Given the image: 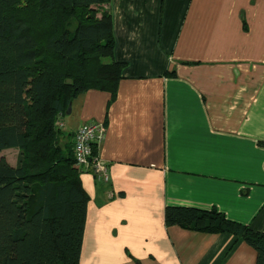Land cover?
Wrapping results in <instances>:
<instances>
[{
	"label": "crops",
	"instance_id": "crops-1",
	"mask_svg": "<svg viewBox=\"0 0 264 264\" xmlns=\"http://www.w3.org/2000/svg\"><path fill=\"white\" fill-rule=\"evenodd\" d=\"M102 8L123 78L115 95L90 89L63 116L73 133L107 125L98 153L110 179L80 174L89 201L79 264H256L244 239L167 225L165 209H215L264 233V0ZM18 152L0 155L16 165Z\"/></svg>",
	"mask_w": 264,
	"mask_h": 264
},
{
	"label": "trees",
	"instance_id": "trees-1",
	"mask_svg": "<svg viewBox=\"0 0 264 264\" xmlns=\"http://www.w3.org/2000/svg\"><path fill=\"white\" fill-rule=\"evenodd\" d=\"M107 1L0 0V152L19 151L16 165L0 155V264H79L89 195L57 121L81 93H117ZM165 221L231 233L264 264V233L218 210L167 206Z\"/></svg>",
	"mask_w": 264,
	"mask_h": 264
},
{
	"label": "built area",
	"instance_id": "built-area-1",
	"mask_svg": "<svg viewBox=\"0 0 264 264\" xmlns=\"http://www.w3.org/2000/svg\"><path fill=\"white\" fill-rule=\"evenodd\" d=\"M63 116L57 125L64 127ZM107 133V125L103 121L86 122L81 124L74 135L75 165L81 170H89L101 180L110 179L109 164L101 159L98 150ZM96 150V152H95Z\"/></svg>",
	"mask_w": 264,
	"mask_h": 264
},
{
	"label": "water",
	"instance_id": "water-1",
	"mask_svg": "<svg viewBox=\"0 0 264 264\" xmlns=\"http://www.w3.org/2000/svg\"><path fill=\"white\" fill-rule=\"evenodd\" d=\"M72 111V102L69 104L68 109H67V114H70Z\"/></svg>",
	"mask_w": 264,
	"mask_h": 264
},
{
	"label": "rangeland",
	"instance_id": "rangeland-1",
	"mask_svg": "<svg viewBox=\"0 0 264 264\" xmlns=\"http://www.w3.org/2000/svg\"><path fill=\"white\" fill-rule=\"evenodd\" d=\"M101 7H103V5H102ZM102 9H103V8H102ZM67 115H68V114H66V117H67ZM63 120H64V119H63ZM65 126H66V124H64V127H65ZM66 128H67V127H66Z\"/></svg>",
	"mask_w": 264,
	"mask_h": 264
}]
</instances>
